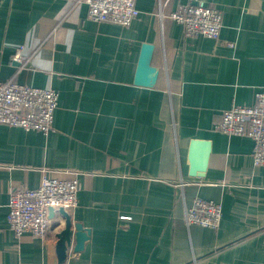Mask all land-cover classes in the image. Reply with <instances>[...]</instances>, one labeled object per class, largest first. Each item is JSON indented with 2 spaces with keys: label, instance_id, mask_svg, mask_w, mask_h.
I'll return each mask as SVG.
<instances>
[{
  "label": "crops",
  "instance_id": "obj_1",
  "mask_svg": "<svg viewBox=\"0 0 264 264\" xmlns=\"http://www.w3.org/2000/svg\"><path fill=\"white\" fill-rule=\"evenodd\" d=\"M136 2L123 26L90 19L85 0H0V80L59 93L47 134L0 123V264H60L61 214L46 240L7 220L11 191L45 174L79 178L70 213L91 231L63 264H264V165L252 138L216 127L264 87V0H205L222 11L218 39L171 18L195 0ZM145 42L153 87L134 81ZM194 139L210 142L203 177L191 175ZM196 197L222 205L217 228L187 221Z\"/></svg>",
  "mask_w": 264,
  "mask_h": 264
},
{
  "label": "built area",
  "instance_id": "obj_2",
  "mask_svg": "<svg viewBox=\"0 0 264 264\" xmlns=\"http://www.w3.org/2000/svg\"><path fill=\"white\" fill-rule=\"evenodd\" d=\"M88 16L96 22H113L129 26L140 14L136 0H85ZM169 0H159L161 7ZM184 27L187 36L203 35L218 39L222 28V11L205 0L185 3L171 13ZM14 60L23 63L20 50ZM59 93L53 87H39L0 80V123L37 130L45 134L54 127ZM217 129L229 135L253 139V162L264 165V87L255 93L253 104H239L224 110ZM181 181L179 185H184ZM81 182L72 178L43 176L37 188L15 187L9 199L7 220L17 236L33 234L46 240L51 229L50 208L71 211L78 204ZM223 214L222 205L214 200L196 197L187 210V221L217 228ZM125 217V216H124ZM126 218V217H125Z\"/></svg>",
  "mask_w": 264,
  "mask_h": 264
},
{
  "label": "water",
  "instance_id": "obj_3",
  "mask_svg": "<svg viewBox=\"0 0 264 264\" xmlns=\"http://www.w3.org/2000/svg\"><path fill=\"white\" fill-rule=\"evenodd\" d=\"M154 45L145 42L142 44L141 55L135 74V83L140 86H155L159 69L152 64ZM201 150V151H199ZM210 153V142L194 139L191 142L190 162L192 176H205ZM63 218V227L57 232L56 250L60 264H63L68 256L69 248L73 245L75 252L84 249L85 242L90 238L91 231L82 223L74 222L72 215L64 208L57 211ZM56 211L50 208V217L53 218ZM61 222L56 223L58 226Z\"/></svg>",
  "mask_w": 264,
  "mask_h": 264
}]
</instances>
